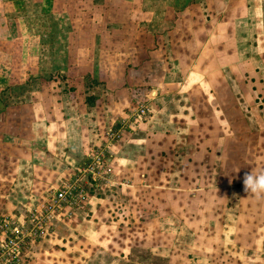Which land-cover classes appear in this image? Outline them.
<instances>
[{
    "label": "rangeland",
    "instance_id": "obj_1",
    "mask_svg": "<svg viewBox=\"0 0 264 264\" xmlns=\"http://www.w3.org/2000/svg\"><path fill=\"white\" fill-rule=\"evenodd\" d=\"M28 92L83 144L53 125L51 155L0 165L21 232H0V264H264V199L243 184L264 171V0H0V103ZM95 155L106 173L84 171ZM41 168L62 176L33 191ZM64 185L86 196L33 230Z\"/></svg>",
    "mask_w": 264,
    "mask_h": 264
},
{
    "label": "crops",
    "instance_id": "obj_2",
    "mask_svg": "<svg viewBox=\"0 0 264 264\" xmlns=\"http://www.w3.org/2000/svg\"><path fill=\"white\" fill-rule=\"evenodd\" d=\"M174 23L178 25L179 20H175ZM218 30L221 29H218L215 26V30L211 31L210 33L207 32L208 43H212L213 36L215 37V34L217 35L219 33ZM193 38L195 39V35ZM207 56L208 54L205 55V57ZM159 61V63L162 64L164 62L163 60ZM199 62H201L202 64L201 60ZM163 66L164 65H162L161 68H163ZM15 90H11L13 94L16 93ZM44 93H46V91ZM50 106L53 107L52 103L48 104L46 99L43 102H35L33 100L32 92H28V97H24L22 99L18 98V100H15L12 104L4 106L2 103H0V165L2 164V167L0 166L1 168H3L7 163H11L15 166L17 164L18 167L20 162L23 160L24 153L27 155L28 160H31L32 157H35L34 155H36V153L43 156V158H45L44 154L51 155L52 152L47 148V145L50 144L52 141L54 142L53 144L57 145L56 140H58L52 132L51 126L53 125H59L64 133L69 134L68 139L64 138V142L62 139H60L65 149L70 148V146H73L75 152H78V149L80 151L83 141L81 137V128L78 127L80 124L78 121V117L75 116L74 118H72V121L70 123H68V121L62 120L61 123L55 124L53 123V121L57 119V117L56 115H52V110L50 109ZM32 153L33 155H31ZM74 159H77L76 155ZM108 160L112 161V159ZM29 168L35 172V168L37 169V166L35 164H32L31 166L29 165ZM64 169L67 173V168ZM41 171L40 173H42V175L32 179L33 191L45 188L48 189L49 187L47 186L51 182L60 179V176H62V170L53 171L52 169L47 170L45 168L43 170L41 168ZM66 173L63 174L65 175ZM52 174H55L53 180Z\"/></svg>",
    "mask_w": 264,
    "mask_h": 264
},
{
    "label": "built area",
    "instance_id": "obj_3",
    "mask_svg": "<svg viewBox=\"0 0 264 264\" xmlns=\"http://www.w3.org/2000/svg\"><path fill=\"white\" fill-rule=\"evenodd\" d=\"M97 156V157H96ZM88 169H92V173H100V172H107V167L102 166L101 158L98 157V155H95V159L92 160V165H89L87 169H84V171H87ZM86 196L85 191L83 188L79 186H70V185H64L61 186L55 193H49L47 195V199L45 202L38 208H33L28 211V215L30 217L29 221L32 218L33 223V230L36 228L42 229L44 231L45 226L42 225L43 220L45 219L44 216L48 217V215L52 214L54 211H59L62 208V202H66L68 204H72L74 200L77 199V197L83 198ZM19 228L16 226L13 227V225H10L9 222H7L2 216L0 215V232H10L13 235V239L16 240L17 237L21 236L18 233ZM32 233V232H31ZM34 234V233H32ZM12 238L9 239L11 242ZM1 243H4V239L1 240ZM0 243V244H1Z\"/></svg>",
    "mask_w": 264,
    "mask_h": 264
},
{
    "label": "clouds",
    "instance_id": "obj_4",
    "mask_svg": "<svg viewBox=\"0 0 264 264\" xmlns=\"http://www.w3.org/2000/svg\"><path fill=\"white\" fill-rule=\"evenodd\" d=\"M244 189L258 199H264V171H251L243 179Z\"/></svg>",
    "mask_w": 264,
    "mask_h": 264
}]
</instances>
